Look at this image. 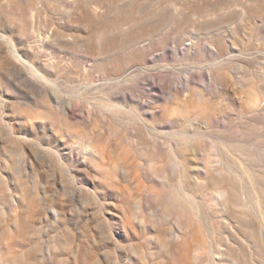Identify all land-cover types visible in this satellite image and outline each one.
I'll use <instances>...</instances> for the list:
<instances>
[{
	"label": "rangeland",
	"instance_id": "obj_1",
	"mask_svg": "<svg viewBox=\"0 0 264 264\" xmlns=\"http://www.w3.org/2000/svg\"><path fill=\"white\" fill-rule=\"evenodd\" d=\"M0 264H264V0H0Z\"/></svg>",
	"mask_w": 264,
	"mask_h": 264
}]
</instances>
